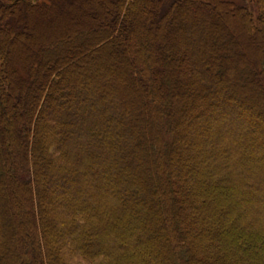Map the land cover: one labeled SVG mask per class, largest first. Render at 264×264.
<instances>
[{
	"label": "trees",
	"instance_id": "trees-1",
	"mask_svg": "<svg viewBox=\"0 0 264 264\" xmlns=\"http://www.w3.org/2000/svg\"><path fill=\"white\" fill-rule=\"evenodd\" d=\"M157 1L0 0V264H264V0Z\"/></svg>",
	"mask_w": 264,
	"mask_h": 264
},
{
	"label": "rangeland",
	"instance_id": "rangeland-1",
	"mask_svg": "<svg viewBox=\"0 0 264 264\" xmlns=\"http://www.w3.org/2000/svg\"><path fill=\"white\" fill-rule=\"evenodd\" d=\"M39 1H42V0H39ZM78 1L79 0H66L67 7L69 10V13H68L66 11V9H64L61 6L62 5L61 1L57 0V3H56L57 5L55 6V9L52 10V13H49V12H47L46 14L36 13L35 15H33L34 21H32V22L37 23V25H44V23H50V21L53 20L52 16L54 17L57 15L60 16V19L61 18H67V16H68L70 18L75 17V19H77L78 22H80V21L82 22V21H84V19L82 16H80L81 14H80L79 10H83L88 14H92V13H95L96 11H98L97 10L98 8L96 6L100 7L101 2H103V0H92V2H89V1L88 2H86V1L78 2ZM224 1L231 2L234 4H238V5L239 4L244 5L247 3L246 0H224ZM176 2H177V0H170L171 5H173V3L175 4ZM164 4H165L164 0L163 1L158 0L156 3L157 6H150V11H153V14H156ZM177 6L179 8H184L185 5L184 4H182V5L178 4ZM153 8H155L156 10ZM102 10L103 9H100L99 11H102ZM11 17H17L16 13H14V14L11 13V16H8L7 19H9ZM26 17H27V15L25 16L23 14H21V16H20V22H21L20 29H21V32L23 33L22 34L23 36L21 39H17L16 41L18 43H21V45L30 47V45H31L30 40L29 39L27 40V36H31L32 34H34V30H32V25L30 23L29 17H27V18ZM169 17H170V14H168V16H166L167 19ZM231 21H232V23H235V21H236V15L235 14H232ZM9 46L10 45H8L7 47L9 48ZM15 59L16 58H13L12 63H11L13 70L18 72L19 69H23L25 74H26L27 73L26 67L20 66V64L18 63V60L17 59L15 60ZM13 95L16 96L15 94H13ZM250 117L253 118L254 120L258 121L260 124H263L262 121L260 119H258L255 115L250 116Z\"/></svg>",
	"mask_w": 264,
	"mask_h": 264
}]
</instances>
